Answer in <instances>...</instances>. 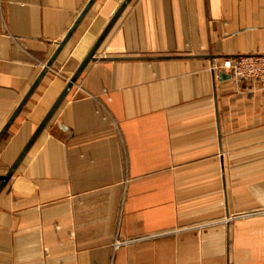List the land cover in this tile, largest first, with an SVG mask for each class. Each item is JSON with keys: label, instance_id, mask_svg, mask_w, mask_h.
Instances as JSON below:
<instances>
[{"label": "crops", "instance_id": "crops-1", "mask_svg": "<svg viewBox=\"0 0 264 264\" xmlns=\"http://www.w3.org/2000/svg\"><path fill=\"white\" fill-rule=\"evenodd\" d=\"M123 1L93 0L0 175ZM89 2L0 0V132ZM245 54L264 0H130L0 192V264H264V83L213 69Z\"/></svg>", "mask_w": 264, "mask_h": 264}, {"label": "water", "instance_id": "water-1", "mask_svg": "<svg viewBox=\"0 0 264 264\" xmlns=\"http://www.w3.org/2000/svg\"><path fill=\"white\" fill-rule=\"evenodd\" d=\"M129 1L130 0H124L122 2L121 6L119 7V9L115 13V15L112 17V19L110 20V22L108 23V25L105 27V29L103 30V32L101 33V35L99 36V38L97 39V41L95 42V44L93 45V47L90 49V51L88 52V54L86 55V57L82 60V62L80 63V65L78 66V68L76 69V71L74 72V74L67 81L65 87L63 88V90L61 91V93L59 94V96L56 98V100L54 101V103L52 104V106L50 107V109L47 111V113L44 116V118L42 119V121L37 126L36 130L31 135L30 139L28 140V142L26 143V145L22 149V151L19 154V156L17 157V159L13 162V164L9 167V169L7 170V172L5 174L0 175V192L4 188V186L6 185V183L10 179V177L12 176L14 170L16 169V167L18 166V164L20 163V161L24 157L25 153L28 151V149L30 148V146L33 144V142L35 141V139L37 138V136L44 129V127L46 126V124L48 123V121L50 120V118L52 117V115L54 114V112L56 111V109L58 108V106L60 105V103L62 102V100L65 98V96L69 92V90L72 87V85L76 82V80L78 79V77L81 74V72L84 70V68L86 67V65L93 59V55L95 54V52L98 49L99 45L101 44V42L103 41V39L107 35L108 31L110 30V28L112 27V25L114 24V22L120 16V14L122 13V11L126 7V5L129 3ZM92 2H93V0H90V2L86 5L85 9L82 11V13L79 15V17L75 21V23L69 29V31L66 34V36L64 37V39L59 43L56 51L54 52V54L52 55V57L49 59V61L46 63L45 67L43 68V70L41 71V73L37 77L36 81L33 83V85L31 86V88L29 89V91L26 94V96L22 99V101L18 105L17 109L14 111V113L12 114V116L9 118V120L7 121V123L5 124V126L3 127L2 131L0 132V138L4 134V132L8 129V127L10 126V124L13 122L14 118L18 115L19 111L21 110L22 106L24 105V103L26 102V100L28 99V97L32 94V92L34 91V89L36 88V86L38 85V83L40 82V80L42 79V77L44 76V74L47 72L48 67L52 65L54 59L56 58V56L58 55V53L60 52V50L62 49V47L64 46V44L67 42V40L70 38L71 34L75 30V28L78 25V23L80 22V20L84 17L85 13L87 12V10L90 7V5H91ZM218 75L222 79H229V78H231V76L229 74H226L223 71H219Z\"/></svg>", "mask_w": 264, "mask_h": 264}, {"label": "built area", "instance_id": "built-area-1", "mask_svg": "<svg viewBox=\"0 0 264 264\" xmlns=\"http://www.w3.org/2000/svg\"><path fill=\"white\" fill-rule=\"evenodd\" d=\"M213 69L228 73L235 82L256 79L264 83V54L214 58Z\"/></svg>", "mask_w": 264, "mask_h": 264}, {"label": "bare ground", "instance_id": "bare-ground-1", "mask_svg": "<svg viewBox=\"0 0 264 264\" xmlns=\"http://www.w3.org/2000/svg\"><path fill=\"white\" fill-rule=\"evenodd\" d=\"M224 72V71H223Z\"/></svg>", "mask_w": 264, "mask_h": 264}]
</instances>
